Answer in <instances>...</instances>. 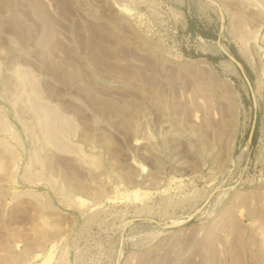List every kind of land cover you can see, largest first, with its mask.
Wrapping results in <instances>:
<instances>
[{"label": "rangeland", "instance_id": "1", "mask_svg": "<svg viewBox=\"0 0 264 264\" xmlns=\"http://www.w3.org/2000/svg\"><path fill=\"white\" fill-rule=\"evenodd\" d=\"M0 264H264V0H0Z\"/></svg>", "mask_w": 264, "mask_h": 264}, {"label": "water", "instance_id": "2", "mask_svg": "<svg viewBox=\"0 0 264 264\" xmlns=\"http://www.w3.org/2000/svg\"><path fill=\"white\" fill-rule=\"evenodd\" d=\"M217 46H218L219 48H221V45H220V41H219V40H217ZM231 60H232V63H233L234 65H236V66L239 67L241 70H243L241 64H240L238 61H236V60H234V59H231ZM255 122H256V116H254V120H253V123H252V127H251L250 132H249V135H248V140H247L248 145H251L252 140H253L254 131H255ZM178 226H179V225L168 226V227H165V229H173V228H176V227H178Z\"/></svg>", "mask_w": 264, "mask_h": 264}]
</instances>
